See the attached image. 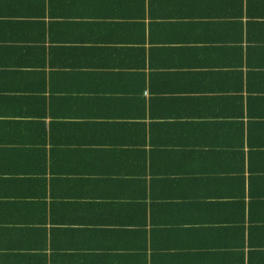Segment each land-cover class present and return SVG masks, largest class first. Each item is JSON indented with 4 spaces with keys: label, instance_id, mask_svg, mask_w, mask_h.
<instances>
[{
    "label": "crops",
    "instance_id": "obj_1",
    "mask_svg": "<svg viewBox=\"0 0 264 264\" xmlns=\"http://www.w3.org/2000/svg\"><path fill=\"white\" fill-rule=\"evenodd\" d=\"M0 264H264V0H0Z\"/></svg>",
    "mask_w": 264,
    "mask_h": 264
}]
</instances>
